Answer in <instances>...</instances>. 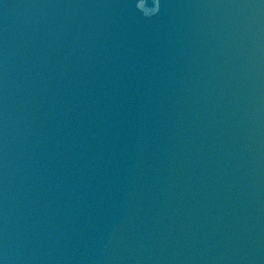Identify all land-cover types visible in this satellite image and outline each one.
Returning <instances> with one entry per match:
<instances>
[{"label": "water", "instance_id": "95a60500", "mask_svg": "<svg viewBox=\"0 0 264 264\" xmlns=\"http://www.w3.org/2000/svg\"><path fill=\"white\" fill-rule=\"evenodd\" d=\"M0 264H264V0H0Z\"/></svg>", "mask_w": 264, "mask_h": 264}]
</instances>
